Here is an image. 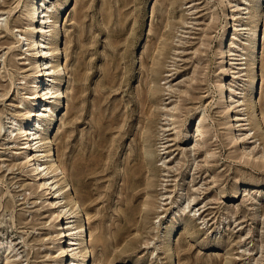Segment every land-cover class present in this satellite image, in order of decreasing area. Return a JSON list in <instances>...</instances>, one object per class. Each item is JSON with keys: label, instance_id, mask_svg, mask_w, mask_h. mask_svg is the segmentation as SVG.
<instances>
[{"label": "rangeland", "instance_id": "rangeland-1", "mask_svg": "<svg viewBox=\"0 0 264 264\" xmlns=\"http://www.w3.org/2000/svg\"><path fill=\"white\" fill-rule=\"evenodd\" d=\"M33 2L0 0V264H65L72 199L91 264H264V0L36 1L65 68L38 127L71 188L62 219L24 145Z\"/></svg>", "mask_w": 264, "mask_h": 264}, {"label": "bare ground", "instance_id": "bare-ground-1", "mask_svg": "<svg viewBox=\"0 0 264 264\" xmlns=\"http://www.w3.org/2000/svg\"><path fill=\"white\" fill-rule=\"evenodd\" d=\"M36 1L37 0H34V2L31 5L30 25L34 28L31 47L35 52L36 56L33 61L36 62L39 71L38 74L33 77V85H34L35 93L33 94L32 97L33 101L31 103L29 119H28V120L31 119V124L29 123V127L24 130L25 131L24 145L26 146V149L29 152L28 154L29 164H31L34 173L37 175V178L40 182V187L43 190H45L48 193V195L52 196V199L50 201V206L57 210L56 211L57 218L62 219L63 217L67 216V213L65 212L67 210L61 207L60 205L61 202L59 200L61 199L62 193L67 190L70 192L71 188L67 181L65 172L60 168L58 164V161L56 159V152H55V148L53 147V144L49 143L50 144L49 147L46 149L44 148L46 145L45 141L49 139L42 138V134L40 133L41 131L40 132L38 131V127H39V122L41 120L44 121L45 113L48 110V106L46 105V103L49 104L53 101H58V103L62 104V100L65 98V93L62 90V88L58 87V85L51 87L48 86L47 83L54 76L60 78L61 76L65 75L64 74L65 68L63 67L64 65L62 66L61 64H59L56 67H49L48 63L46 62L48 56H50V58L51 56H53V58L59 56L61 50L60 47L57 46L56 44L52 52L53 54H50V52L47 51L46 40L48 35H46V32H44L45 29L44 24H48L47 22H45L46 18L47 21L50 23V18L46 17V14L44 15V12L41 11ZM261 14H262V10H261V6L259 5L254 10L252 16V24L254 26L253 27L254 29L252 31L253 33L251 35V42L249 44V49L252 52H256L258 47ZM160 51L162 52V50L159 49V52ZM160 54L162 55V53ZM156 62L159 63L158 60ZM256 64H257V57L256 55H254L249 62V67H254L256 66ZM250 80H251L250 94H253L252 91L255 90L257 84V75L254 76L251 75ZM230 98L232 99L231 96ZM230 108H234L233 103H231ZM59 109L60 107H57L56 110L53 111L52 116H55L56 113L59 111ZM205 121L206 120L203 117L199 118V120L197 121L198 124L196 130L195 132L193 131L194 137L203 139L205 135L209 133V131L205 130L204 128L203 124L205 123ZM253 124L254 127L256 128L259 127L258 119L257 121H253ZM21 130L22 129H19V131ZM59 182H62L63 186H61L60 189L59 188L57 189L56 186ZM68 207H70L71 215L72 216L75 215V217H79L82 221H81V225L76 227L75 229H69L67 227L68 225L65 224L62 225V232L64 231L63 234L65 236L64 238L72 237L69 244H67V246L62 248V254L64 256L63 258L67 259L65 264H75L76 262L75 259L78 258H81V264H91L92 251L90 250L91 248L89 249L88 245H86V243H88L89 231L82 218V209L79 205V202L74 199H72L71 202H69ZM65 227H67V230H65Z\"/></svg>", "mask_w": 264, "mask_h": 264}]
</instances>
